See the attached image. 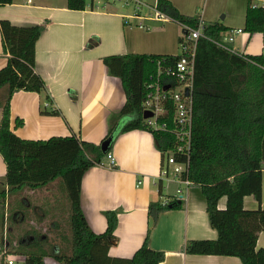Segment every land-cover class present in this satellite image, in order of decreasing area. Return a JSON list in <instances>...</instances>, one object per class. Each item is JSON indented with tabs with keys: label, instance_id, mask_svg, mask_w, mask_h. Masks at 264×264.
Instances as JSON below:
<instances>
[{
	"label": "crops",
	"instance_id": "1",
	"mask_svg": "<svg viewBox=\"0 0 264 264\" xmlns=\"http://www.w3.org/2000/svg\"><path fill=\"white\" fill-rule=\"evenodd\" d=\"M168 1L181 14L227 27L223 40L233 50L250 55L264 53V32L244 30L248 6L250 3L262 6L264 0ZM157 3L158 0H88L82 10L70 9L68 0H15L1 4L0 20H9L17 26L45 25L36 43V70L44 79L47 92L19 90L13 94V130L25 139L76 135L100 144L112 118L120 113L127 99L121 78L109 72L103 57L181 53V41L189 25L161 11ZM150 21H161V25L154 29ZM235 29L242 32L230 41L228 38ZM7 58L0 32V69L6 66ZM7 91L0 92V101ZM48 102L60 113L44 112L49 110ZM2 113L0 106V121ZM17 117L24 120L20 127H16ZM126 120L123 117L120 125ZM111 153L114 164L106 158L104 163L91 167L81 186L82 209L94 232L106 230L105 211L118 213L111 256H132L148 236L152 248L166 252L159 264H244L237 256L182 250L188 240L218 237L211 226L201 186L187 188L184 208L164 210L156 217L149 214L151 202L168 198L162 177L166 155L163 158L152 132L133 129L119 134ZM6 173L7 165L0 154V178ZM56 180L42 188L24 187L7 195L3 205V245L11 251L10 257L20 259L19 264H24V253L29 252L45 253L44 264H61L53 256L55 250L64 251L59 215L64 200L53 194ZM138 180L142 181L140 185ZM159 182L163 184L162 190ZM226 205L227 197L223 196L219 207L224 209ZM260 205L264 207V170L262 203L252 195L244 198L246 209ZM257 247H264V231L259 234ZM16 251L23 254H15ZM6 259L0 251V264H6Z\"/></svg>",
	"mask_w": 264,
	"mask_h": 264
},
{
	"label": "trees",
	"instance_id": "2",
	"mask_svg": "<svg viewBox=\"0 0 264 264\" xmlns=\"http://www.w3.org/2000/svg\"><path fill=\"white\" fill-rule=\"evenodd\" d=\"M15 0H0L1 4ZM88 0H68L74 10L86 8ZM158 8L192 27H198L199 17L181 14L168 0H158ZM45 25L17 26L9 20H0L3 46L8 54L6 66L0 69V90L8 91L0 106V154L7 165V173L0 178V206L5 204L10 191L28 187L42 188L61 178L71 204L72 253L55 250L53 256L61 264H159L166 252L154 249L147 236L130 257L109 254L115 240L118 213L105 211L107 228L96 233L90 227L81 205V186L84 174L91 167L102 164L111 153L116 137L126 131L143 129L152 132L162 156L175 147V135L167 130L149 126L144 118L143 102L146 85L155 77L162 60V68L175 64L179 55L147 53L112 54L103 62L112 75L122 80L126 102L120 113L112 118L104 140L111 139L106 152L101 144L82 140L76 135L52 136L48 139H25L11 125V98L19 90L46 93L44 79L36 70V43ZM227 27L218 22L205 23L204 34L197 40L194 82L192 91L193 124L189 156L178 154L179 161L188 162L189 169L182 178L201 186L207 200L211 226L217 230L216 239H191L182 250L192 254L230 255L241 258L244 264H264V247L258 248L259 234L264 231V207H244V198L252 195L261 204L264 170V53L243 54L220 46ZM244 30L264 32V7L250 3ZM166 82L173 77L162 75ZM48 97V96H47ZM167 120L174 127L173 103ZM48 112L59 110L48 102ZM126 117L124 124L120 120ZM16 127L24 124L17 117ZM160 190L163 188L159 182ZM173 187L167 197L170 201H153L149 214L156 217L161 211L182 209L186 200L174 198L180 183L169 181ZM227 197L224 209L219 200ZM3 256V243L0 245ZM13 252V251H12ZM23 254L22 252H14ZM24 264H44L45 253H24Z\"/></svg>",
	"mask_w": 264,
	"mask_h": 264
},
{
	"label": "built area",
	"instance_id": "3",
	"mask_svg": "<svg viewBox=\"0 0 264 264\" xmlns=\"http://www.w3.org/2000/svg\"><path fill=\"white\" fill-rule=\"evenodd\" d=\"M259 6L253 4V7ZM264 7V4L262 5ZM158 14H160L158 12ZM129 23L128 20H126ZM205 23L200 21L198 27L186 26L182 41L181 53L179 59L175 64H169L162 68V60L158 61L159 70L155 77L146 85V96L143 102V110H151L153 115L145 118L149 126L157 130H167L175 135V147L166 154V165L162 171V177L168 181H175L180 183V187L174 195V198L183 199L187 192V188L193 185V182L188 178L183 179L182 175L186 174L189 166L188 162L179 161L178 154L189 156L192 142V124H193V103L192 91L194 82L195 70V55L197 48V40L204 34ZM242 32V29H235L229 36V40H234L236 33ZM220 46L233 50L225 41L217 42ZM235 51V50H233ZM162 75H168L175 79V82H165ZM186 88L189 89V94H186ZM169 102L173 103L174 127L170 128L167 120L161 121V118L169 116L170 106ZM108 160L113 165L114 157L112 153L108 154ZM138 180V185L141 184ZM169 198L165 199L163 203L167 204ZM7 249L4 247V253ZM6 264H15V259L10 257V253L5 256Z\"/></svg>",
	"mask_w": 264,
	"mask_h": 264
},
{
	"label": "rangeland",
	"instance_id": "4",
	"mask_svg": "<svg viewBox=\"0 0 264 264\" xmlns=\"http://www.w3.org/2000/svg\"><path fill=\"white\" fill-rule=\"evenodd\" d=\"M143 1L146 2V0H143ZM118 2L121 3V1H118ZM148 23L152 27L161 25V21H155V22H151L150 21ZM156 28L157 27H154V29H156ZM144 30H147V29H144ZM5 90H8L7 87H3L0 90V92L1 91L4 92ZM0 96H1V94H0ZM110 125H111V123H110ZM103 141H105V140H103ZM102 142L100 144H102ZM166 162H167V159H166ZM168 182L169 181L167 179L164 180V183H165V188H164L165 195H168L169 192H171V190H173V187L167 188ZM54 183H53V186H52L54 188L53 194H56V195H58V197H61L62 201L64 200V202L61 203L62 204V208H61V211L59 212V215L61 216V219H60L61 220V222H60L61 223V228H60L61 230H60V232L63 235L62 244H63L64 253H69L70 254V253H72V229H71V204H70V198H69V195L67 193L66 185H65L64 181L61 178H58V180H56ZM64 197H66V200L64 199ZM3 210H4V207L0 206V244L3 243V237H2ZM27 224H29V222H27ZM40 229H42V227ZM14 258H15V264L21 263L20 259H16L18 257H14Z\"/></svg>",
	"mask_w": 264,
	"mask_h": 264
},
{
	"label": "water",
	"instance_id": "5",
	"mask_svg": "<svg viewBox=\"0 0 264 264\" xmlns=\"http://www.w3.org/2000/svg\"><path fill=\"white\" fill-rule=\"evenodd\" d=\"M186 94L188 95L189 94V89L186 88ZM144 115V118H148V117H151L153 115V112L151 110H146L144 111L143 113ZM110 144H111V139H106L105 141L102 142L101 144V147H102V150L104 152H106L108 150V148L110 147Z\"/></svg>",
	"mask_w": 264,
	"mask_h": 264
}]
</instances>
